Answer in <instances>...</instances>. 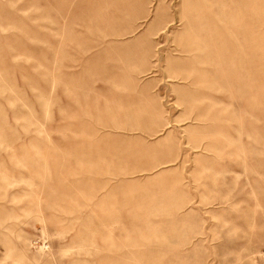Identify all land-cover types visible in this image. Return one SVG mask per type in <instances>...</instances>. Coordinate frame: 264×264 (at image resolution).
Returning a JSON list of instances; mask_svg holds the SVG:
<instances>
[{
    "label": "rangeland",
    "instance_id": "1",
    "mask_svg": "<svg viewBox=\"0 0 264 264\" xmlns=\"http://www.w3.org/2000/svg\"><path fill=\"white\" fill-rule=\"evenodd\" d=\"M0 264H264V0H0Z\"/></svg>",
    "mask_w": 264,
    "mask_h": 264
}]
</instances>
